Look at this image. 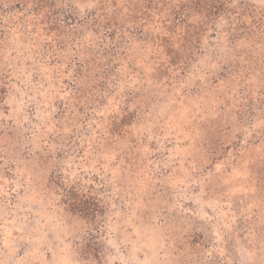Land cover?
I'll use <instances>...</instances> for the list:
<instances>
[{"label": "rangeland", "instance_id": "obj_1", "mask_svg": "<svg viewBox=\"0 0 264 264\" xmlns=\"http://www.w3.org/2000/svg\"><path fill=\"white\" fill-rule=\"evenodd\" d=\"M0 264H264V0L0 3Z\"/></svg>", "mask_w": 264, "mask_h": 264}, {"label": "trees", "instance_id": "obj_2", "mask_svg": "<svg viewBox=\"0 0 264 264\" xmlns=\"http://www.w3.org/2000/svg\"><path fill=\"white\" fill-rule=\"evenodd\" d=\"M1 2V4H5L6 2H8V0H0Z\"/></svg>", "mask_w": 264, "mask_h": 264}]
</instances>
